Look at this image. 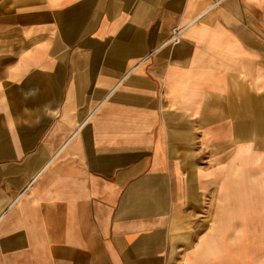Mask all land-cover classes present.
<instances>
[{
  "label": "crops",
  "instance_id": "crops-1",
  "mask_svg": "<svg viewBox=\"0 0 264 264\" xmlns=\"http://www.w3.org/2000/svg\"><path fill=\"white\" fill-rule=\"evenodd\" d=\"M250 174L264 0H0V264H232Z\"/></svg>",
  "mask_w": 264,
  "mask_h": 264
},
{
  "label": "rangeland",
  "instance_id": "rangeland-1",
  "mask_svg": "<svg viewBox=\"0 0 264 264\" xmlns=\"http://www.w3.org/2000/svg\"><path fill=\"white\" fill-rule=\"evenodd\" d=\"M253 177L250 174L248 198L243 197L246 204L234 208L232 216L236 220L217 222L212 212L205 218L207 228L217 225L225 230L226 236L221 239L225 245L221 259L232 264H264V188L257 195Z\"/></svg>",
  "mask_w": 264,
  "mask_h": 264
},
{
  "label": "built area",
  "instance_id": "built-area-1",
  "mask_svg": "<svg viewBox=\"0 0 264 264\" xmlns=\"http://www.w3.org/2000/svg\"><path fill=\"white\" fill-rule=\"evenodd\" d=\"M184 29H185V27H180V26L174 28L170 38L167 41V43H177V42H179L180 39L182 38ZM0 220H1V216H0Z\"/></svg>",
  "mask_w": 264,
  "mask_h": 264
}]
</instances>
